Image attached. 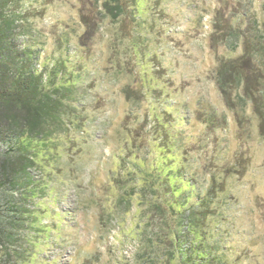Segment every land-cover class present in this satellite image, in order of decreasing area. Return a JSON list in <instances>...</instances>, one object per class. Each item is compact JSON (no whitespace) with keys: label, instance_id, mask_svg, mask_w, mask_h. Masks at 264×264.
<instances>
[{"label":"rangeland","instance_id":"rangeland-1","mask_svg":"<svg viewBox=\"0 0 264 264\" xmlns=\"http://www.w3.org/2000/svg\"><path fill=\"white\" fill-rule=\"evenodd\" d=\"M82 1L7 0L3 8L6 15L20 14L15 47L37 54L34 67L45 73L46 85L51 79L73 85L66 99L65 129L50 140L33 142L38 162L33 175L36 180L48 178L49 195L55 196L54 201L39 202L41 209H49L41 210L43 225L50 223L48 229L56 230L52 208L66 213L62 229L53 231L50 245L43 248V264H135L134 213L125 224L102 218L103 204L85 201L107 195L125 139L141 134L136 121L126 119L131 109L146 117L144 134H150L152 143L164 126L176 142L184 140V177H197L193 184L200 186L238 155L245 158L244 171L224 181L228 191L217 206L223 205L226 219L219 224V237L241 264H264V140L250 110V123L238 125L214 79L219 57L242 53L241 47L234 52L227 44L217 52L210 47L215 10L225 4L126 0L125 13L114 21L104 19L84 47ZM240 9L263 18L259 0H230L224 8L229 16ZM55 67L64 70L62 77L54 76ZM126 85L140 88L138 104L126 99ZM181 161L179 157V165ZM23 238L39 241L41 236L20 232L16 243ZM17 246L10 249L16 252ZM11 264L18 263L12 259Z\"/></svg>","mask_w":264,"mask_h":264},{"label":"trees","instance_id":"trees-1","mask_svg":"<svg viewBox=\"0 0 264 264\" xmlns=\"http://www.w3.org/2000/svg\"><path fill=\"white\" fill-rule=\"evenodd\" d=\"M259 1L263 18L257 13L248 15L243 9L229 16L224 8L230 0H221L225 5L215 10L210 47L215 52L222 44L234 52L242 48L238 56L218 58L214 79L238 125L250 123V110L258 119L259 136L264 140V0ZM6 2L0 0V264H11L12 259L18 264L33 259L43 264V248L50 245L51 233L62 229L66 213L52 208L56 230L48 229L50 223L43 225L41 210L49 209H41L39 202L47 198L54 201L55 196L49 195L48 178L36 180L33 175L38 166L33 142L50 140L65 129L66 99L73 85L51 79L47 86L45 73L34 67L37 54L15 47L20 14H4ZM82 2L81 41L87 47L104 19L114 21L125 13L126 0ZM63 71L53 68L56 78L62 77ZM139 91L138 87H124L126 99L134 104L142 94ZM136 112L131 109L126 119L136 121L141 134L135 139L129 134L131 137L125 139L124 154L118 168L112 170L110 187L104 185L107 195L87 198L86 203L103 204L102 218L109 216L125 224L127 216L134 213L131 221L138 238L135 264H241L219 237V224L226 218L221 212L223 205L217 203L228 191L225 179L244 171L245 158L240 154L233 164L210 173V179L200 186L193 184L199 182L197 177H184V140L176 142L164 126L158 141L152 143L150 134H144L146 117ZM20 232L41 238H23L18 244ZM13 245H18L16 252L10 249Z\"/></svg>","mask_w":264,"mask_h":264}]
</instances>
